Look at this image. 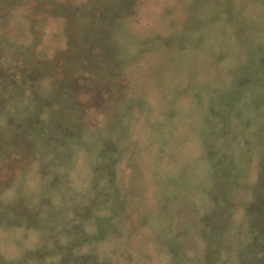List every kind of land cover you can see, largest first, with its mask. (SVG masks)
I'll list each match as a JSON object with an SVG mask.
<instances>
[{"label": "rangeland", "instance_id": "1", "mask_svg": "<svg viewBox=\"0 0 264 264\" xmlns=\"http://www.w3.org/2000/svg\"><path fill=\"white\" fill-rule=\"evenodd\" d=\"M0 264H264V0H0Z\"/></svg>", "mask_w": 264, "mask_h": 264}]
</instances>
